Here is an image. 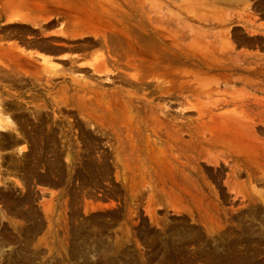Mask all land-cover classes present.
Instances as JSON below:
<instances>
[{"label": "rangeland", "instance_id": "rangeland-1", "mask_svg": "<svg viewBox=\"0 0 264 264\" xmlns=\"http://www.w3.org/2000/svg\"><path fill=\"white\" fill-rule=\"evenodd\" d=\"M232 1L72 0L62 5L82 6L90 14L106 8V15L122 14L120 20L131 19L127 17L133 10V18L150 13L153 18L214 22L217 25L209 29L222 36L228 33L234 57L240 49L245 54L254 49L241 48V42L264 43L250 37L259 34L264 39L255 27L261 24L264 31V0ZM3 3L0 48L17 45L16 52L50 54L51 70L36 80L25 75L24 80H8L0 75V264H264V80H258L259 93L240 82L224 85L226 78L248 79L247 70L255 67L247 64V77L232 72L240 68L233 61L220 70L228 73L226 77L207 72L198 63L185 67L191 72L184 81L209 94L199 99L188 96L183 106L174 109L204 111L211 105L213 113L230 120L234 129L235 120L244 119L255 105L252 100L260 99L263 116L255 130L263 154L262 172L250 176L249 168L236 164L233 146L227 154H213L216 164L200 158L197 176L187 171L190 177L176 181L185 188L183 192L165 193L163 188L173 183L153 171L147 154L152 150L144 149L143 155L139 147L140 160L118 159L123 151L118 147V128L125 126L120 123L122 109L117 107L127 103L126 93L134 90L122 85L119 75L126 77L135 70L130 65L121 69L115 50H109L110 59L104 42L101 47L102 35L111 43L114 31L82 38L60 35L69 31L64 16L50 14L45 21L28 0H0V7ZM20 4L25 11H13ZM194 29L204 32L201 25ZM45 44L62 51L46 53L39 48ZM3 56L0 65L6 61ZM37 58L35 63L42 68L44 63ZM129 115L135 121V114ZM190 115L196 119L198 111ZM224 131L219 123L213 129L216 135ZM184 139L189 140L188 132Z\"/></svg>", "mask_w": 264, "mask_h": 264}, {"label": "bare ground", "instance_id": "bare-ground-1", "mask_svg": "<svg viewBox=\"0 0 264 264\" xmlns=\"http://www.w3.org/2000/svg\"><path fill=\"white\" fill-rule=\"evenodd\" d=\"M28 2L32 4H30V8L32 6L34 12H36L39 17H43L45 21L49 20V16L51 15L64 16L67 25H69V28L67 27L69 35L63 31H60V35L82 38L89 33L98 36L99 33H105L106 29L114 31V37L113 32L110 35L111 37L109 36L111 38L109 39L111 43L107 42L106 35H102L104 40L100 42L101 47L104 42L103 44L110 59H112V57L110 56L109 50H115V60L120 64V68L121 66L130 65L135 70V74L131 75L130 73V76L127 74L129 77H125L122 74L119 75V82H121L122 85H127L134 89L132 92L129 91L126 93L127 103L123 102L122 104L120 100V105H117V109L119 108L117 111L122 109L120 112H123L122 114L124 117L122 119L123 121L120 120V123L125 126H122L124 128H118L117 133V142L121 146L118 147L120 150L123 149V151L119 153L118 159L120 161L130 160L128 156L132 157L131 160H133V158L137 160L136 157L141 156H137L138 148L141 147L143 152L141 150L142 153L140 154L143 155L145 152L144 149L148 150L149 148L152 150L151 152L153 154V156H151V152L149 151L150 153H147L148 151L146 150V153L150 155V159H152L153 163V168H150H152L154 172L156 170L157 172L155 173L166 181V183L167 180L173 183L172 187L169 189L163 188L162 191L165 193L177 194L178 192H183L184 190L182 189L185 188L178 185L176 181H180V178L190 177L189 174L197 176V166L200 158H203V161L208 165L216 164L218 158L216 162L215 158H213V154H227L229 151L226 152V150L234 146L236 148V164L240 163L246 166V168H249L247 173L250 174V176H258L262 170L261 165L263 164H261L263 160H261V157H263L261 153L262 149L260 150L259 139L255 130L258 121H260L263 116L261 115L263 111L259 110V105L262 104L260 99L254 98V100H252L255 105L249 108L244 119L235 120L234 129L231 127L230 120H223L224 117L216 116L213 113L214 106L210 105L206 107L204 111L198 109H188L185 111L174 109L175 106H183V101L187 102L189 99H187L188 96L199 99L202 94H209L208 90L194 87L189 82L184 81L186 75L191 72L187 71L185 67L190 68V66H194L195 63H198L201 69H206L207 72L210 73L217 71V69H222L223 67L226 69L229 67V63H227L223 55V53L226 52L225 43H230L228 33L225 32L221 37L218 33H213V31L209 29V27L217 25V23H203V21L195 22L192 20L185 22L181 19H165L163 17L153 18L150 13H145L148 18L146 16H140V18L137 17V20L136 17H132L135 13L131 10V7L130 12H133L132 15L128 17L125 16L131 19L120 20L122 14L119 17H117V15H106V8L99 13L90 14L87 13L82 6L67 7V5H62L63 3L71 4L72 0H42L40 3L38 2V4L32 3V0H28ZM23 5L22 7L16 5V7L21 8V10L15 7L13 11H25L23 10ZM4 15L2 7H0V21H2ZM34 23L38 22L34 21ZM197 25H201L204 32L195 30L194 28ZM49 26L50 24H48V27ZM232 38L233 37H231V39ZM30 43L31 42H28L27 44ZM78 44L81 45V49L84 47L82 44ZM219 45H222L225 50L219 48ZM31 46L32 45H30V47ZM13 47L0 48V54H2L0 57L3 55L6 56V58L3 56L6 61L0 65V75L3 78L8 80L20 78L24 80V77L28 76L29 79L34 78V80H36L41 79L40 77L43 75H49L47 70L50 68L47 65L49 64L50 54L27 52L23 49H20V51L17 50L16 52L15 47ZM39 48L46 51V53L52 54H59L62 51L50 48L46 44L41 47L39 46ZM100 51L99 49V52ZM34 55L42 59L40 61L44 63L42 68L35 63L38 60H35L36 57ZM61 57L63 56L60 55L59 58ZM64 58H66V56H64ZM100 58H104V56L100 55ZM255 61L257 62V60ZM102 64L105 65L104 60H102ZM254 64L256 65L255 68L247 70L248 79L234 78L232 80L227 78L224 85L230 86L240 82L249 89L259 93V89H257L259 82L257 83V79L255 78V80L253 76H260L261 71L258 63ZM236 70V68L232 69L234 72ZM55 73H58L57 70L54 71L53 74L55 75ZM249 76L253 77V79L249 80ZM147 97H151L152 99H147ZM252 101H250V104ZM135 103H139L140 106H135ZM195 111H198V117L196 119L190 117V114ZM129 113L135 114V121L131 120ZM6 119V122H11V119L8 117H6ZM1 121L2 118L0 115V122ZM218 123L221 124L226 131L216 135L213 133V129ZM12 125L13 124L10 126ZM258 125H260V123H258ZM118 126L120 125L118 124ZM187 132L189 135L188 141L184 139V135ZM208 135L210 136L209 138L207 137ZM2 138H5L4 135L1 136V139ZM22 139L24 142L28 141L26 137H22ZM18 142L19 140L13 141L15 144ZM159 144L163 145V148L157 147ZM124 149H127V151ZM155 150L157 151L154 152ZM182 156L185 158L183 162L179 160ZM237 167L241 168L242 166L237 165ZM187 171H189V174H187ZM157 175L152 176L156 178Z\"/></svg>", "mask_w": 264, "mask_h": 264}, {"label": "crops", "instance_id": "crops-1", "mask_svg": "<svg viewBox=\"0 0 264 264\" xmlns=\"http://www.w3.org/2000/svg\"><path fill=\"white\" fill-rule=\"evenodd\" d=\"M234 1V0H233ZM232 1V2H233ZM5 7H4V3L2 4V9H4ZM7 8H8V6H7ZM6 14H8V11L6 12ZM258 30H259V32L258 33H264V31H262L260 28L261 27H263V25H261V24H257L256 26H255ZM221 37H222V35L221 34H219ZM259 35V34H258ZM258 35H251L250 37H252L253 39H256V40H263L264 41V39H262V37L260 38V36H258ZM249 40H251V39H249ZM248 41V40H247ZM237 43H240V42H237ZM226 44V52L225 53H223V55L224 56H227V63H229L230 64V62L229 61H233L234 62V64H235V66L236 67H240L241 68V70H240V68H237V70H236V73L237 74H241L242 76H246L247 77V73H245V68H246V66H247V64H249L250 63V65H248V66H254V67H256V65L254 64V63H259V67H260V69H261V71L263 72V75H260V76H253L254 77V79L258 82V80H260L261 78H263V80H264V50H262L263 48H264V43H260L259 41H253V42H247V43H244V42H241V48H243L245 45H247V46H249V47H254V49L252 50V52L251 53H249V54H245L244 52H242V49H240L238 52H237V54H233L234 55V57H232L231 56V51H232V49H233V45L232 44H227V43H225ZM259 47H262V49H261V51H260V53H258V50H257V48H259ZM219 48H221V49H224L225 50V48H223V46L222 45H219ZM222 52V51H221ZM235 60L237 61V62H235ZM255 60H257V62L255 61ZM240 62V63H239ZM237 63H239V64H237ZM253 63V64H252ZM242 69H243V71H242ZM220 70H222V69H217V71H215V73H218V75H220L221 77H226L227 75H228V73L227 74H223L224 73V71H220ZM232 72H234V71H232ZM230 75V74H229ZM250 78H249V80H251V79H253V77H251V76H249ZM245 77H242V79H244ZM227 79V78H226ZM226 79H225V81H226ZM224 81V82H225ZM226 83V82H225ZM243 85V84H242ZM226 86H228V85H226ZM230 86H232V85H230ZM244 86V85H243ZM259 86H260V84H259ZM229 87V86H228ZM262 87V86H261ZM261 87H260V89H261ZM244 88H246L245 86H244ZM257 89H259V88H257ZM259 89V90H260ZM246 90V89H245ZM262 90V92L264 93V86H263V88L261 89ZM264 95V94H263ZM262 99H264V97H262Z\"/></svg>", "mask_w": 264, "mask_h": 264}]
</instances>
